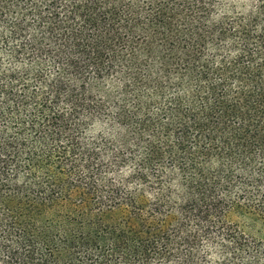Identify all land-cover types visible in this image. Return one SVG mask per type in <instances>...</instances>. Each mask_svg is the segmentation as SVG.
Masks as SVG:
<instances>
[{"label":"trees","instance_id":"16d2710c","mask_svg":"<svg viewBox=\"0 0 264 264\" xmlns=\"http://www.w3.org/2000/svg\"><path fill=\"white\" fill-rule=\"evenodd\" d=\"M0 264H264V0H0Z\"/></svg>","mask_w":264,"mask_h":264}]
</instances>
